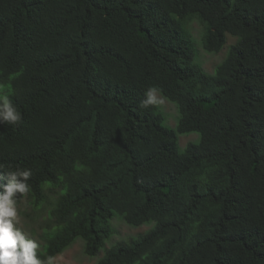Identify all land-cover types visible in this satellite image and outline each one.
<instances>
[{
  "label": "trees",
  "instance_id": "trees-1",
  "mask_svg": "<svg viewBox=\"0 0 264 264\" xmlns=\"http://www.w3.org/2000/svg\"><path fill=\"white\" fill-rule=\"evenodd\" d=\"M193 19L208 53L236 37L215 73ZM150 87L175 127L140 107ZM0 93L22 117L0 123V184L30 169L36 207L58 191L42 259L97 256L119 214L152 226L97 264H264V0H0Z\"/></svg>",
  "mask_w": 264,
  "mask_h": 264
},
{
  "label": "rangeland",
  "instance_id": "rangeland-1",
  "mask_svg": "<svg viewBox=\"0 0 264 264\" xmlns=\"http://www.w3.org/2000/svg\"><path fill=\"white\" fill-rule=\"evenodd\" d=\"M188 30L196 44L197 61L206 71L215 73L216 66L226 57L230 45L236 42V37L228 35L227 44L219 53H208L201 44L204 30L202 23L198 19H193L189 22ZM156 95L159 101L158 106L160 111L164 113L167 124L175 127L179 116L176 104L163 97L158 91ZM199 141L200 135L197 132L180 134L179 137V144L182 150L185 149L188 143H197ZM46 195V200L40 207H36L33 199L27 196L18 202V227L28 238L36 240L40 244V249H43L45 244V233L50 231L55 224L52 210L58 196V191L57 189H51L46 192ZM112 224L115 233L107 240L106 246L100 250L97 256L87 255L84 252V242L78 239L69 248L55 256L56 264H97L99 259L104 255L106 247L112 246L118 241L128 239L131 236H138L152 226V223H145L138 227L130 226L119 214L113 219Z\"/></svg>",
  "mask_w": 264,
  "mask_h": 264
},
{
  "label": "clouds",
  "instance_id": "clouds-1",
  "mask_svg": "<svg viewBox=\"0 0 264 264\" xmlns=\"http://www.w3.org/2000/svg\"><path fill=\"white\" fill-rule=\"evenodd\" d=\"M157 89L146 90L140 107L157 104ZM22 119L21 113L8 94L0 93V123L16 124ZM0 169H4L0 165ZM30 169H15L6 172L7 183L0 184V264H56V257L39 255L40 244L18 227V202L30 191L28 183Z\"/></svg>",
  "mask_w": 264,
  "mask_h": 264
}]
</instances>
